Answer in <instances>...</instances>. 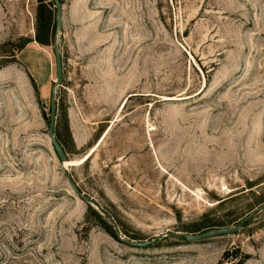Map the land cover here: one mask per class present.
Returning <instances> with one entry per match:
<instances>
[{
    "label": "rangeland",
    "instance_id": "obj_1",
    "mask_svg": "<svg viewBox=\"0 0 264 264\" xmlns=\"http://www.w3.org/2000/svg\"><path fill=\"white\" fill-rule=\"evenodd\" d=\"M61 1L67 169L122 238L155 240L124 245L70 189L54 4L0 0V264H264V210L164 237L264 203V0Z\"/></svg>",
    "mask_w": 264,
    "mask_h": 264
},
{
    "label": "water",
    "instance_id": "obj_2",
    "mask_svg": "<svg viewBox=\"0 0 264 264\" xmlns=\"http://www.w3.org/2000/svg\"><path fill=\"white\" fill-rule=\"evenodd\" d=\"M52 2L54 4L55 27L53 31L52 40H51V46H52V52H53L54 62H55V78L50 88V95H49V101H48L49 116H48V123H47V129H46L48 140L55 152V155L59 163L63 167V171L68 180L70 189L79 198V200H81L83 203L93 206L99 212V214L102 215L107 220V222L111 225L115 235L117 236V238L119 239L121 243H123L124 245L130 248H140V249L147 248L149 245H151L154 242L155 239L134 241V240H128V239L122 238L119 226L117 222L115 221V219L110 214H108L104 209L98 206L95 201H93L91 198H89L88 196H86L85 194L81 192V190L75 183L73 177L70 175L67 167L63 166V163L67 161V156L64 151V148L62 147L60 141L57 139L55 135V122H56L55 92H56V87L61 84L62 77H63L62 60H61V55H60L59 46H58V33L62 31L63 29L62 2L61 0H52ZM42 105L44 106L45 103H43ZM263 210H264V203L261 204L255 210H253L250 214L242 217L233 226L212 227V228L200 231L198 233H183V232L165 233L164 237L180 238V239H183L185 242L191 243V242L202 241L205 239H210L213 237H219V236H224V235H234L237 232H239L242 226L246 222H248L255 213L259 211H263Z\"/></svg>",
    "mask_w": 264,
    "mask_h": 264
},
{
    "label": "trees",
    "instance_id": "obj_3",
    "mask_svg": "<svg viewBox=\"0 0 264 264\" xmlns=\"http://www.w3.org/2000/svg\"><path fill=\"white\" fill-rule=\"evenodd\" d=\"M220 203H222V202H220ZM220 203H218V204H220ZM98 217L101 218V215H98ZM111 228L112 227L110 226V229ZM112 234L114 235L113 228H112ZM222 258H223V260H225V259L227 260L226 261L227 264H242L243 263V260H241L242 258L237 257V250H235V249L227 250L226 252H224Z\"/></svg>",
    "mask_w": 264,
    "mask_h": 264
},
{
    "label": "bare ground",
    "instance_id": "obj_4",
    "mask_svg": "<svg viewBox=\"0 0 264 264\" xmlns=\"http://www.w3.org/2000/svg\"><path fill=\"white\" fill-rule=\"evenodd\" d=\"M93 151H94V149H91V151L88 153V155H86V158L89 157L92 154ZM69 165H71V163L68 162V160L63 163V166H65V167H68Z\"/></svg>",
    "mask_w": 264,
    "mask_h": 264
}]
</instances>
